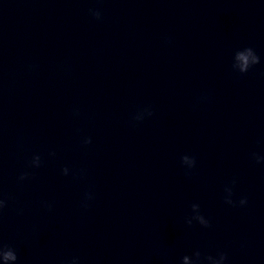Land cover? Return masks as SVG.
<instances>
[{"label": "water", "instance_id": "95a60500", "mask_svg": "<svg viewBox=\"0 0 264 264\" xmlns=\"http://www.w3.org/2000/svg\"><path fill=\"white\" fill-rule=\"evenodd\" d=\"M260 157L264 0H0V264H264Z\"/></svg>", "mask_w": 264, "mask_h": 264}, {"label": "clouds", "instance_id": "9594fccd", "mask_svg": "<svg viewBox=\"0 0 264 264\" xmlns=\"http://www.w3.org/2000/svg\"><path fill=\"white\" fill-rule=\"evenodd\" d=\"M91 14L97 19L102 18V13L99 10L91 9ZM261 63V57L256 53V51L251 48H245L243 51L237 56L235 61V68L242 73H247L251 70L254 66L259 65ZM151 114V113H149ZM82 143L84 144H91L92 139L91 137H86L83 139ZM50 155L55 156V152L50 153ZM184 162L187 163L189 166H193L195 164L194 159L189 156H185ZM260 162H264V157L259 158ZM42 165V156L40 153H34L29 161L30 168H39ZM63 175L68 176L71 172L70 168L65 166L62 169ZM30 176L29 172H23L19 176V180L23 181L28 179ZM235 183V181H233ZM231 193V189L228 190ZM92 194L88 193L86 196V200H91ZM248 198L244 196L240 198L238 201V206L245 207L248 205ZM226 203L232 206H237V202L231 198V195L226 199ZM7 207V201L4 198H0V211H3ZM50 207V206H49ZM194 210L196 211V215L193 219L198 222L200 225L204 227H210V220L199 211V206L194 205ZM193 219L187 220V224L191 225L193 223ZM3 258L5 264H18V254L15 249H9L8 251L3 253ZM184 264H228V254L224 251L218 252L216 255H202L200 250H194L190 255L184 256Z\"/></svg>", "mask_w": 264, "mask_h": 264}]
</instances>
